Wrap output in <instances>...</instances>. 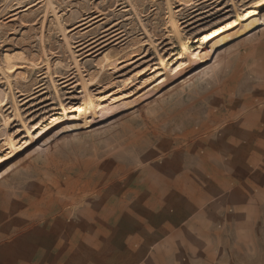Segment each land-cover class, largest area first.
Masks as SVG:
<instances>
[{
  "label": "rangeland",
  "instance_id": "374dc122",
  "mask_svg": "<svg viewBox=\"0 0 264 264\" xmlns=\"http://www.w3.org/2000/svg\"><path fill=\"white\" fill-rule=\"evenodd\" d=\"M243 173L213 218L214 264H264V0H0L10 237L40 224L71 246L99 215L158 228Z\"/></svg>",
  "mask_w": 264,
  "mask_h": 264
},
{
  "label": "crops",
  "instance_id": "0c3cea01",
  "mask_svg": "<svg viewBox=\"0 0 264 264\" xmlns=\"http://www.w3.org/2000/svg\"><path fill=\"white\" fill-rule=\"evenodd\" d=\"M253 180L248 173L227 178L216 200L203 202L198 191H188L186 204L175 208L178 214L159 219L158 228L154 219L144 224L130 215L108 230L99 215V223L88 228V236L71 246L48 239L40 224L10 237L22 217L16 220L0 204V264H122L118 257H139L131 259L130 264H157L159 256L172 257L166 259L168 264H214L210 241L213 218L220 208L226 207L230 196L246 191Z\"/></svg>",
  "mask_w": 264,
  "mask_h": 264
},
{
  "label": "bare ground",
  "instance_id": "6f19581e",
  "mask_svg": "<svg viewBox=\"0 0 264 264\" xmlns=\"http://www.w3.org/2000/svg\"><path fill=\"white\" fill-rule=\"evenodd\" d=\"M22 58V57H21ZM17 60H20V58L19 57H17V56H12L11 57V63L15 66V61H17ZM107 60L108 61H110L111 59L109 58V56L107 55ZM25 61V60H24ZM27 61V60H26ZM111 62V61H110ZM24 63V62H23Z\"/></svg>",
  "mask_w": 264,
  "mask_h": 264
}]
</instances>
